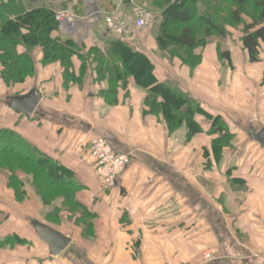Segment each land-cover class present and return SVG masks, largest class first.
Wrapping results in <instances>:
<instances>
[{"label":"crops","instance_id":"crops-1","mask_svg":"<svg viewBox=\"0 0 264 264\" xmlns=\"http://www.w3.org/2000/svg\"><path fill=\"white\" fill-rule=\"evenodd\" d=\"M121 7L131 17V7ZM93 22L91 27L82 22L75 40L104 46L108 30ZM139 35L133 33L130 42ZM138 49L152 60L160 82L178 86L210 117H221L232 143L215 152L218 135L209 133L207 114H196L202 130L191 138L185 125L171 132L156 115L145 113L147 92L133 77L119 88L118 103L110 105L99 95L107 83L89 75L83 84L66 87L61 65L43 66L34 52V76L8 86L0 74V129L18 132L72 172L81 186L77 199L96 215L94 235L41 219L36 198L19 202L5 183L0 239L18 235L23 241L1 248L0 264H264V144L255 139L264 128V46L255 63L241 41L227 49L230 61L220 58L216 45L200 47L202 61L193 70L160 55L152 38H141ZM74 63L79 76L80 61ZM33 90L42 95L37 114L10 107L11 98ZM99 136L130 156L110 194L102 193L89 155L91 140ZM35 221L69 237L70 245L54 255Z\"/></svg>","mask_w":264,"mask_h":264},{"label":"trees","instance_id":"trees-1","mask_svg":"<svg viewBox=\"0 0 264 264\" xmlns=\"http://www.w3.org/2000/svg\"><path fill=\"white\" fill-rule=\"evenodd\" d=\"M56 0H0V60L1 77L8 86L22 83L37 72L33 50L40 47L43 66L59 63L63 69L64 86L83 84L89 75L94 82L107 83L99 95L110 105L118 103L120 86L126 87L133 77L147 92L145 113L161 116L171 132L185 125L188 138L202 130L196 114H207L201 104L178 86L160 82L155 66L146 53L130 42L129 37L107 32L104 46L94 44L88 50L71 37H54L59 27L52 6L40 5ZM156 13L162 16L157 28L160 51L178 56L192 68L200 62L196 50L205 47L213 38H225L229 28L241 27V45L248 52L250 62L261 60L264 46V0H153ZM131 4H127L130 7ZM103 12L96 25L106 28ZM24 50L21 51L20 48ZM222 60L230 61L229 50H219ZM80 61L79 76L74 60ZM86 77V78H85ZM212 120L209 133L218 135L213 148L218 154L232 143L234 137L221 117ZM8 159L7 164L2 161ZM0 167L10 173V185L19 197L26 198V182L19 173L32 177L33 184L63 190V199L70 202V214L79 213L86 219L83 233L93 235L96 215L77 199L80 184L72 172L56 159L39 151L18 132L0 129ZM30 182V179H28ZM44 200H50L47 196ZM61 208V207H60ZM60 208H56L57 211ZM53 212L52 216H58ZM18 235L0 239V249L22 242Z\"/></svg>","mask_w":264,"mask_h":264},{"label":"rangeland","instance_id":"rangeland-1","mask_svg":"<svg viewBox=\"0 0 264 264\" xmlns=\"http://www.w3.org/2000/svg\"><path fill=\"white\" fill-rule=\"evenodd\" d=\"M153 0H122V2L120 1H115L113 2V0H56L53 4H51L50 6H52V8L55 9V11H60V10H66L68 9L64 15L68 18L66 19L67 22H60L59 23V27L58 30L56 32H53L52 35L54 37H59V36H64V37H71L73 39H79L80 36L76 33H80V29L83 28L86 24L88 26L91 27V25H93V21L96 19L97 21L100 20L102 13L103 12H116L118 13V16L121 19H132V20H136L140 17V13L135 10L137 9H141L145 12V15L148 16L150 19V23L148 25H146L143 28H138L139 30H135L133 31L135 32H139L140 35L136 37V41L133 45L135 48L139 47V40H141V38H145V40H148L149 38H152L153 40H155L156 46H157V52L162 55L163 57L169 59V60H178L181 61L180 57L178 56H172V54L167 53L166 51H160L158 42H157V28H158V24L162 19V16L158 13H156L157 11H155V8L153 6L152 3ZM123 6L127 5V4H131V17H127L125 15V13L122 11V7L121 4ZM119 4V5H117ZM140 10V11H141ZM104 18V17H103ZM82 22L83 25H82ZM70 26V28H68V26ZM232 31H229V35H227V37L225 38H213L209 44H213L216 45V48L218 50V53L220 52L219 50H227L230 46L233 47H238L240 46V36L242 35L241 32V27L239 28H231ZM102 30V29H101ZM146 35V36H145ZM68 37V38H69ZM92 37V36H91ZM147 37V38H146ZM131 38H133V36H131ZM92 39V38H90ZM94 41L96 40L95 37H93ZM84 44V46L87 48V50L92 47L93 43L89 42V46L88 47L85 43H80V45ZM206 45V46H207ZM38 53L40 56V59H42L43 57V51L40 47H36L33 50V53ZM197 56H199L200 58V62L198 63V65L201 63L202 59L200 54L196 53ZM152 61V60H151ZM41 63V62H40ZM57 63V62H56ZM183 63V62H182ZM75 64V63H74ZM188 67H190L192 70L195 69L198 65H196V67L192 68L189 64H185ZM47 66V65H46ZM0 67L2 69V63L0 60ZM62 67V66H61ZM30 77V76H29ZM28 78V77H27ZM26 78V79H27ZM86 78V77H85ZM86 80V79H84ZM121 87V86H120ZM119 101V100H118ZM157 116V115H156ZM158 118H160L162 121L163 118L161 116H157ZM8 163V159L5 160L4 162L2 161V164H7ZM21 179H23L26 182V189L28 191L27 197L26 198H21L17 195L16 191L14 190V188L10 185V173L8 171H6V169L0 167V185L5 184L8 186L9 189L13 190L16 196V200L19 202H25L27 199L29 198V195L33 196L34 198H36V200L38 201L39 204V210H38V216L43 219V220H47L50 221L51 223H54L56 225H61L62 223L66 224V225H72L74 224L77 227H80V229L83 230L86 227V219L84 218H79V213L80 211H78L77 213L70 214L69 213V209H70V202L66 201L65 199H63V194L64 191L63 190H55L53 188H49L46 187V185L43 186H37L35 184H33L32 182V177L30 175H27L25 173H19ZM28 179H30V182L28 181ZM2 195H6L5 194V190L2 188ZM48 197L50 200H44V197ZM30 201V200H29ZM61 201V208L59 206H57V203ZM56 208H60L59 211L56 210ZM58 213V216H52L53 212ZM83 235H85L83 233ZM93 235H94V231H93ZM92 235V236H93ZM86 236V235H85ZM90 237V236H88ZM206 256V253L204 254V258Z\"/></svg>","mask_w":264,"mask_h":264},{"label":"built area","instance_id":"built-area-1","mask_svg":"<svg viewBox=\"0 0 264 264\" xmlns=\"http://www.w3.org/2000/svg\"><path fill=\"white\" fill-rule=\"evenodd\" d=\"M67 10L56 12V20L59 23L68 21H66L68 16L64 15ZM135 10L140 13V17L135 21L132 19H121L116 12L107 14L104 17L107 30L118 36L130 37L134 33L133 31L148 25L151 18L146 16L143 10L137 8ZM89 155L94 162L96 174L101 180L102 193L110 194L117 187L120 176L130 163L129 154L116 151L108 139L99 136L91 140ZM211 258L212 253H206L205 259L209 260Z\"/></svg>","mask_w":264,"mask_h":264},{"label":"water","instance_id":"water-1","mask_svg":"<svg viewBox=\"0 0 264 264\" xmlns=\"http://www.w3.org/2000/svg\"><path fill=\"white\" fill-rule=\"evenodd\" d=\"M42 95L39 90L11 98L10 107L29 116L37 114V108L41 102ZM259 143L264 144V128L255 136ZM41 238L50 246L54 255L62 253L71 243V239L54 228L39 221L33 223Z\"/></svg>","mask_w":264,"mask_h":264}]
</instances>
